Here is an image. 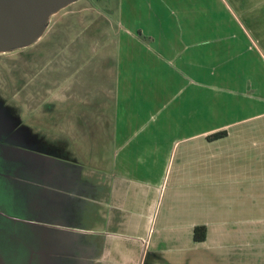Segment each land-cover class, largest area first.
<instances>
[{
    "label": "crops",
    "instance_id": "1",
    "mask_svg": "<svg viewBox=\"0 0 264 264\" xmlns=\"http://www.w3.org/2000/svg\"><path fill=\"white\" fill-rule=\"evenodd\" d=\"M118 1L116 171L50 158L40 194L66 244L39 257L264 264V0Z\"/></svg>",
    "mask_w": 264,
    "mask_h": 264
},
{
    "label": "rangeland",
    "instance_id": "2",
    "mask_svg": "<svg viewBox=\"0 0 264 264\" xmlns=\"http://www.w3.org/2000/svg\"><path fill=\"white\" fill-rule=\"evenodd\" d=\"M60 1L76 4L54 15ZM118 2L47 0L34 9L36 21L0 34V264H43L51 245L64 249L40 194L52 156L116 171ZM92 123L105 129H84Z\"/></svg>",
    "mask_w": 264,
    "mask_h": 264
},
{
    "label": "water",
    "instance_id": "3",
    "mask_svg": "<svg viewBox=\"0 0 264 264\" xmlns=\"http://www.w3.org/2000/svg\"><path fill=\"white\" fill-rule=\"evenodd\" d=\"M45 1L47 0H0V34L9 31L16 25L23 27L36 21L38 16L34 9ZM69 3L60 1L58 3L59 9ZM54 7L56 6L54 5Z\"/></svg>",
    "mask_w": 264,
    "mask_h": 264
},
{
    "label": "flooded vegetation",
    "instance_id": "4",
    "mask_svg": "<svg viewBox=\"0 0 264 264\" xmlns=\"http://www.w3.org/2000/svg\"><path fill=\"white\" fill-rule=\"evenodd\" d=\"M73 4H76L75 1H71L69 5H67V6L64 7V8L59 9L54 15H56V14H57V15L60 14L63 10L68 9V8L71 7ZM44 20H45V19H44ZM43 24H44V23H43ZM43 24H42V26H43ZM42 26L40 27V29L37 30V32H36V36L34 37V38L37 39L36 42H38L39 39L43 36V33H44L45 29H46L45 26H43V27H42ZM31 39H33V38H31ZM36 42H35V43H36ZM30 44H31V43H29V44H27V45H24V46H23L22 48H20V49H28V48L30 47ZM5 53H9V52H5ZM5 53H3V54H5Z\"/></svg>",
    "mask_w": 264,
    "mask_h": 264
},
{
    "label": "trees",
    "instance_id": "5",
    "mask_svg": "<svg viewBox=\"0 0 264 264\" xmlns=\"http://www.w3.org/2000/svg\"><path fill=\"white\" fill-rule=\"evenodd\" d=\"M226 136V132H221L210 137V139H219ZM194 238L196 241H204L205 239V229L197 228L194 233Z\"/></svg>",
    "mask_w": 264,
    "mask_h": 264
}]
</instances>
